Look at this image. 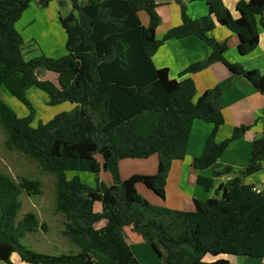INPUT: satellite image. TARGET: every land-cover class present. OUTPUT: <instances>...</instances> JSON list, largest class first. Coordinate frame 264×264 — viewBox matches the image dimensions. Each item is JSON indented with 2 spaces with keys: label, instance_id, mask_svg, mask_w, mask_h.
Wrapping results in <instances>:
<instances>
[{
  "label": "trees",
  "instance_id": "trees-1",
  "mask_svg": "<svg viewBox=\"0 0 264 264\" xmlns=\"http://www.w3.org/2000/svg\"><path fill=\"white\" fill-rule=\"evenodd\" d=\"M174 1L180 6V24L157 39L156 0H70L73 11L60 19L67 53L25 60L16 23L32 2L44 8L50 0H0V87L29 111L26 117H17L0 96L4 148L34 160L41 173L54 176L53 212L64 219L61 235L78 250L73 255L47 256L20 245L26 234L46 231V224L32 212L17 217L20 195H39L41 183L16 182L0 171V261L11 264L16 253L28 264H142L122 237L124 226H131L166 264H233L223 258L205 261L207 255L264 260V190L257 193L235 177L220 184L214 197L194 199L193 211L153 205L136 190V184H142L158 198L165 197L171 164L185 157L194 120L213 126L201 155L192 162L197 170L213 167L227 146L248 130L236 127L227 139L215 141L223 124L222 88L208 89L195 99L189 77L171 79L167 68H156L152 56L164 41L195 36L211 50L179 76L219 62L264 94V74L229 63L224 57L226 43L209 36L214 17L237 36L238 53L250 54L259 41L257 17L264 14V0H239L238 18L229 14L222 0H203L211 5L213 17L196 20L186 14L183 0ZM139 12L147 15V26L141 24ZM259 23L264 27L262 20ZM40 69L54 73L57 84L40 80ZM32 87L46 94L50 106L69 102L75 107L32 127L35 112L26 96ZM152 155L158 158L156 173L120 178L121 160ZM262 170L264 113L262 136L252 141L241 174ZM67 172L92 174L94 186L76 176L67 180ZM100 172L109 173L112 184L100 181ZM229 172V167L222 170ZM212 182L197 178L205 191ZM95 202L101 204L99 212L93 210ZM102 220L105 225L95 228Z\"/></svg>",
  "mask_w": 264,
  "mask_h": 264
},
{
  "label": "crops",
  "instance_id": "crops-1",
  "mask_svg": "<svg viewBox=\"0 0 264 264\" xmlns=\"http://www.w3.org/2000/svg\"><path fill=\"white\" fill-rule=\"evenodd\" d=\"M183 1L185 3L186 14L192 20H196L204 15H211L213 17L212 7L207 2L203 0ZM238 1L239 0H222L227 11L233 18H238V13L235 9V5ZM156 3L158 5L156 10L159 16L156 38L161 39L169 29L180 24V6L174 0H156ZM62 6L68 8L66 14L60 13L59 9ZM72 11V4L68 3L67 5L64 0H60L59 2L50 0L48 5L44 8L40 7L36 2H32L23 12L20 20L16 23V29L23 39L22 51L24 58L27 59L28 57L29 60L39 55L50 58L64 56L67 53L65 49L66 36L60 19L66 17ZM138 16L141 24L147 26L148 17L145 12H139ZM213 20L215 27L209 32V36L219 43H226L227 50L224 53L225 59L229 63L240 64L246 70H257L261 74H264V27L259 23L260 20L264 22V14L257 17L259 33L258 44L253 52L246 56H241L238 53L237 36L226 27L218 24L214 17ZM210 51V48L197 37L187 36L181 39L164 41L152 56V61L156 68H167L171 79L181 80L189 77L195 85V99L208 89L216 86L222 88L221 103L223 124L218 128L215 135V141L217 143L227 139L231 135L232 130L236 127L246 126L248 130L243 136L232 141L227 146L213 167L197 170L192 166V162L194 158L201 155L204 142L212 131L213 126L202 120H194L187 142L185 157L182 160H175L171 164L165 185V197L160 199L146 187H141L143 186L142 184H136L138 194L149 203H154L150 200L151 197H154V199L157 200V206L182 211H193L194 199L206 200L210 198V192H214L220 184H225L235 177H239L243 184L252 185L260 191L264 190V170L250 176H243L241 174V171L248 163L252 141L262 136L264 94L258 92L245 78L235 77L227 67L219 62L211 64L200 72L182 77L179 76L181 71L188 65L205 59L210 54ZM38 78L40 79V77ZM55 79V84H57V78L55 77ZM70 104V108L73 109L75 104ZM131 160L134 159H124L119 162V173L122 180L133 174L150 175L157 171V155H152L147 159H139L144 160L140 164ZM225 167L230 168L229 173H222ZM138 169L144 172H138ZM198 177L213 180L212 187L209 191H205L204 187L197 183ZM98 178L106 185L112 184L111 176L107 172H100ZM93 210L99 212L101 210V204L95 202ZM55 216L58 218V232L61 235L64 219L60 214H56ZM104 225L105 221L102 220L96 223L94 227L99 229ZM47 229L46 226V231ZM122 237L131 250V244L143 242L141 237L132 230L131 226H124L122 228ZM14 254L15 253L10 257L11 264H28ZM238 257L236 256L234 259H229V262L232 261L231 263H237L245 260ZM219 258L225 259L227 257H225V255L211 257L210 261ZM260 262L264 264L263 259H260ZM0 264L7 263L0 261Z\"/></svg>",
  "mask_w": 264,
  "mask_h": 264
},
{
  "label": "rangeland",
  "instance_id": "rangeland-1",
  "mask_svg": "<svg viewBox=\"0 0 264 264\" xmlns=\"http://www.w3.org/2000/svg\"><path fill=\"white\" fill-rule=\"evenodd\" d=\"M55 1L59 2L60 0ZM64 1L67 5L68 3L71 4L70 0ZM59 10L60 13L66 14L68 8L62 6ZM25 60H28V57ZM37 76L40 77V80H48L54 84L56 82V75L43 69L37 71ZM0 96L2 101L14 111L17 117H26L29 114L28 109L11 96L3 86L0 87ZM26 96L35 112L31 123L32 127L46 123L55 114L71 110V104L68 102L56 106L48 105L46 94L36 88H30ZM3 141L4 134L0 127V171L9 175L16 182H20L22 179H27L39 181L41 183V193L39 195L29 196L25 193L20 195L21 207L18 211L17 217L21 218L23 214L32 212L37 216L40 223L46 224L48 229L46 232L38 230L35 233L26 234L24 238L19 241L20 245L33 252L47 256L76 254L78 252L77 248L69 243L66 238L58 232L59 222L57 216H55L56 214L53 212L54 176L41 173L34 160L26 158L15 151H7L4 148ZM131 161L140 164L144 160L134 159ZM138 172L144 171L138 169ZM74 176L78 177L82 183L90 187L94 186V176L92 174L87 172L66 173L67 180H70ZM141 187L144 188V186ZM210 196L214 197L215 193L210 192ZM150 200L155 203L151 204L158 205L157 200H155L154 197H151ZM131 246L134 256L140 261V263L163 264L164 261L162 258L153 251L148 243L141 242L131 244ZM161 251L163 252V249H161ZM14 255L17 254L15 253ZM225 257H227L225 258L227 261L236 258V256L229 255H225ZM238 258L245 260L233 264H261L260 259L257 258H247L242 256ZM204 260L209 262L211 257L207 255L204 257Z\"/></svg>",
  "mask_w": 264,
  "mask_h": 264
},
{
  "label": "built area",
  "instance_id": "built-area-1",
  "mask_svg": "<svg viewBox=\"0 0 264 264\" xmlns=\"http://www.w3.org/2000/svg\"><path fill=\"white\" fill-rule=\"evenodd\" d=\"M253 190H254L255 192H257V193H260V192H261L260 190H258V189H256V188H253Z\"/></svg>",
  "mask_w": 264,
  "mask_h": 264
},
{
  "label": "water",
  "instance_id": "water-1",
  "mask_svg": "<svg viewBox=\"0 0 264 264\" xmlns=\"http://www.w3.org/2000/svg\"><path fill=\"white\" fill-rule=\"evenodd\" d=\"M163 264H166V262L164 261Z\"/></svg>",
  "mask_w": 264,
  "mask_h": 264
}]
</instances>
